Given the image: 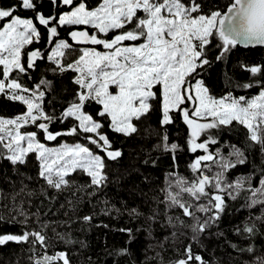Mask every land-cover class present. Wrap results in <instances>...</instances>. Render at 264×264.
<instances>
[{"label": "snow or ice", "instance_id": "6c2138e0", "mask_svg": "<svg viewBox=\"0 0 264 264\" xmlns=\"http://www.w3.org/2000/svg\"><path fill=\"white\" fill-rule=\"evenodd\" d=\"M240 46H264V0H229L224 8L216 0H0V165L6 161L19 183L0 225L20 229L0 228V249L25 244L32 264H72L71 251L50 249L85 247L73 239L72 225H92L94 214L79 215V205L107 196L109 162L124 156L113 136L134 138L155 116L152 150L168 157L170 170L146 219L151 229L162 212L172 239L189 241L172 264H212L197 246L223 235L213 230L238 200L249 212L233 232L245 246H229L247 254L244 264H264V248L257 247L264 239V62L240 61L225 73L228 91L220 96L203 77L214 64H231ZM8 103L20 110L4 114ZM178 121L187 129L183 145L169 132ZM237 128L241 141L225 139ZM184 151L192 158L182 171ZM33 160L40 194L49 201L63 196L73 216L44 219L48 213L39 206L29 210L31 200L17 203L34 195L26 182L33 177L23 171ZM158 162L151 153L143 160L152 167ZM76 174L87 182L77 184ZM103 203L104 215L121 213ZM140 230L118 229L126 244ZM117 254L131 256L127 246Z\"/></svg>", "mask_w": 264, "mask_h": 264}, {"label": "trees", "instance_id": "16d2710c", "mask_svg": "<svg viewBox=\"0 0 264 264\" xmlns=\"http://www.w3.org/2000/svg\"><path fill=\"white\" fill-rule=\"evenodd\" d=\"M4 2L9 3L11 0H4ZM216 3L224 8L229 0H216ZM64 35L66 36L67 33H64ZM235 56L239 62H264V48L242 49L238 47L233 51L231 64H214L212 68L203 73L204 79L209 82L217 96L228 91L225 73L232 74L235 69ZM248 91L252 95L255 94V90ZM236 94H244V92L237 89ZM63 95H66V93H61V96ZM19 110L20 106L10 103L5 104L3 107V113L7 115L14 114ZM177 124L178 126L170 127V136L172 140H178L183 145L187 129L179 121ZM156 126V117L153 116L148 125L141 126V133L138 136L129 139L113 136L116 146L123 149L124 156L119 163L109 162L107 171L112 183L108 186L107 196L93 198V203L90 205L86 203L79 205V215L94 214L92 225L83 222L72 225L73 239L84 241L85 247L81 248L77 244L71 248H66L64 244L56 243V248L50 249V251L59 249L71 251L72 264H172L178 258L183 247L189 241L183 237L180 241L172 239L171 229L162 226L165 223L162 212L160 213V220L152 224L151 229L148 228L146 219L151 215L152 210L157 207L156 198L162 195L160 189L164 186L166 172L170 170L168 157L152 150L153 145L157 143V138L155 135L150 134V130ZM57 127L64 126L57 125ZM243 135V130L237 128L232 132H226L225 139L233 142L241 141ZM65 139L67 142L73 143L76 138L67 137ZM56 143L52 142L53 145ZM149 153L152 156L159 157L156 167L143 164V160L148 157ZM179 156L180 168L184 171L187 162L192 157L186 151L181 152ZM0 168L3 171V176L0 177L3 183H0V188L8 195V199L0 200V212L6 214L8 208H4L3 205L7 204L9 208L11 207V194L14 191H19V183L16 181L14 170L6 161L0 165ZM23 171L25 175L33 177V180L26 182L34 190V195L31 197L21 195L17 197V203L21 199L31 200V206L29 207L26 204L25 207H29L30 211L35 212L37 206H39L43 212L48 213L47 217H43L44 219L51 218L53 221L68 219L63 215L64 212L69 211L63 196L49 201L40 194V187L43 182L35 178L36 165L34 160ZM238 171L243 172L245 169H239ZM9 177H11L10 180ZM75 178L77 184L86 183L88 180V177L83 174H76ZM65 195L68 194L65 193ZM79 195H82V193ZM104 200H108L109 204L114 206V209H120L121 213L117 214L113 211L112 215H104L102 211L105 208ZM61 203L65 204L64 208L60 207ZM229 203L230 207L222 218L219 229L213 230L214 233L218 231L222 232L223 235H210L206 238L207 242L203 247L197 246V250L206 259H210L212 264H244V261L248 259L247 254L234 252L229 246V242L240 244L242 247L245 246L233 232V225L242 224L247 219L249 210L241 207L243 200L230 201ZM132 208L142 212L143 215L139 218L130 216L127 210ZM73 215L69 211V216ZM96 225L100 226L97 227ZM103 225H107V227ZM0 228L11 232H19L20 230L19 225H0ZM120 228H140L141 230L136 232V239L131 244H126L128 237L125 233L118 231ZM57 230L64 231V228H58ZM51 234V230H49V235ZM161 243L164 244L163 248L160 247ZM125 246L130 249L131 256L117 254ZM257 247L264 248V239L258 241ZM157 253H160V255L158 256ZM30 255L28 245L9 244L0 249V264H32L29 259ZM89 257H91V261H89Z\"/></svg>", "mask_w": 264, "mask_h": 264}, {"label": "rangeland", "instance_id": "374dc122", "mask_svg": "<svg viewBox=\"0 0 264 264\" xmlns=\"http://www.w3.org/2000/svg\"><path fill=\"white\" fill-rule=\"evenodd\" d=\"M234 60H235V62H234V63H235V66H236V65L239 63V61H238V59H237V57H236V56L234 57ZM68 143H70V142H68Z\"/></svg>", "mask_w": 264, "mask_h": 264}, {"label": "water", "instance_id": "95a60500", "mask_svg": "<svg viewBox=\"0 0 264 264\" xmlns=\"http://www.w3.org/2000/svg\"><path fill=\"white\" fill-rule=\"evenodd\" d=\"M240 48L245 49V48H243L242 46H240ZM255 48H261V49H263L264 46H257V47H255Z\"/></svg>", "mask_w": 264, "mask_h": 264}]
</instances>
